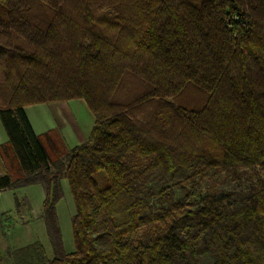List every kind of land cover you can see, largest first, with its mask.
Listing matches in <instances>:
<instances>
[{
    "label": "trees",
    "instance_id": "obj_1",
    "mask_svg": "<svg viewBox=\"0 0 264 264\" xmlns=\"http://www.w3.org/2000/svg\"><path fill=\"white\" fill-rule=\"evenodd\" d=\"M74 99L83 143L34 133L24 107ZM0 123V190L42 185L53 253L14 264H264V0H0ZM209 171L246 187L197 204Z\"/></svg>",
    "mask_w": 264,
    "mask_h": 264
},
{
    "label": "rangeland",
    "instance_id": "obj_2",
    "mask_svg": "<svg viewBox=\"0 0 264 264\" xmlns=\"http://www.w3.org/2000/svg\"><path fill=\"white\" fill-rule=\"evenodd\" d=\"M42 106L43 108H45L44 112H46V114H44L43 116L40 113H38L37 115L35 113L34 108H29L27 110L28 113H32L30 117L32 116V119L35 121L36 119H40L41 116L42 118H44L45 123H43L42 126L36 125V130L51 127L56 132L58 137L61 138L64 142L62 135L58 130L59 125L64 121V124L66 123L64 134L66 138L67 136H70V138L72 137L68 140V142H66V144L64 142V146L66 145V147H68L72 146L73 144H78L80 142L83 143L88 138L90 130L93 126V115H91V112L88 110L83 100L74 99L68 101L67 104L62 105V108H60L61 111L58 112V115H56V110H54L50 104L45 103ZM31 109H33L34 111L32 112ZM76 128H79L80 132L82 133L81 136H83L84 139H78V141L75 139V137L72 136L71 131L74 132ZM74 134L77 138H80V135H78V133L76 134L74 132ZM61 187L62 197L55 204V211L57 223L61 232L64 250L66 252H71L74 250V240L71 228V217L74 214V205L69 185L66 179H62ZM183 187L184 189L188 188L189 183L183 184ZM244 187H246V182L244 181L237 182L230 179L224 174H215L212 171H209L204 178L199 180V184L197 187L198 193L197 196L194 198V201L197 204L201 203L203 198L212 193L213 191H232L243 189ZM43 191L44 190L40 185L33 186L32 188L26 190L31 205V211L28 202L19 198L20 206L18 213L24 216H17V220L15 222L18 223L19 226H15L11 230V234L7 237L5 242L6 247L7 244H10V247L13 246V244H19L15 247L16 250L27 246L36 247L34 245L38 243L42 246L44 252H47L46 255L49 254V252L51 251V246L47 236L46 224L43 215ZM183 194V188H175L176 199L181 198ZM2 195L3 196L1 197V199L3 200L4 194ZM2 200H0V211H8L9 208H12L10 207V202H13L12 199L9 203H6V201ZM3 256L7 255L3 253Z\"/></svg>",
    "mask_w": 264,
    "mask_h": 264
},
{
    "label": "crops",
    "instance_id": "obj_3",
    "mask_svg": "<svg viewBox=\"0 0 264 264\" xmlns=\"http://www.w3.org/2000/svg\"><path fill=\"white\" fill-rule=\"evenodd\" d=\"M67 102L68 101H64V102H49L47 104H50L51 107L54 110H56V115H58V112L61 111L60 108H62V105L63 104H67ZM43 104H45V103H39V104H35V105H30V106L24 107V112H25V114H26V116L28 118V121H29V123H30V125H31V127H32V129H33V131H34V133L36 135H40V134L46 133L48 130L52 129L51 127H47V128L40 129V130H36V128H35L36 125L42 126L43 123H45L44 118H42V116L44 114H46V112H44L45 108H43V106H42ZM29 108H34L35 109V113L37 115H38V113H40L42 115L41 118L40 119H36V121L33 120L32 116L30 117V115H32V113H30V112L28 113L27 112V110ZM31 110H32V112L34 111L33 109H31ZM89 118H91V117H89ZM93 125H94V117H93ZM65 128H66V123L64 124V121H63L59 125V129L58 130L60 131V133L62 135V138H63V140H64V142L66 144V142H68V140L71 139L72 137L70 138V136H67V138H66V136L64 134ZM74 132L76 134L78 133V135H80V138H77L76 135L74 134ZM74 132L71 131V134H72L73 137H75L76 140L84 139L83 136H81L82 133L80 132L79 128H76L74 130ZM7 140H8L7 139V135H6V133H5L4 129H3V127H2V124L0 123V145L5 144L7 142ZM64 142H63V144H64ZM80 143L73 144L72 146H68V147L71 148V147H73L75 145H79ZM65 147H66V145H65ZM68 147H66V148H68ZM39 185L42 186L41 184H33V185H27V186L20 187V188H18L15 191L10 190V189L0 190V200H2L1 197L3 196L2 194H4L3 200L6 201V203L7 202L9 203L11 201V199L13 201V202H10V207H12V208H9L8 211H5V210L0 211V264H14L12 258L8 255V252L15 250V247L17 245H19V244H13V246L10 247L9 246L10 244H7V247L5 246L6 239L11 234V230L15 226H19V224L15 222L17 220V216H20V217L24 216V215H20L18 213V211L17 212L15 211L14 195H16L18 198L25 199L28 202V204L30 206V211H31V205H30V201H29V198H28V193H26V190H28L29 188H32L33 186H39ZM10 197H11V199H10ZM5 232H6V234H5ZM13 243H15V242H13ZM3 253H5L7 256H3ZM45 253H47V252L45 251ZM47 256L49 258H52V256H53L52 249L49 252V254H47Z\"/></svg>",
    "mask_w": 264,
    "mask_h": 264
}]
</instances>
